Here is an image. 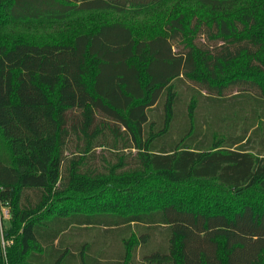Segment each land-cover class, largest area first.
<instances>
[{"label": "trees", "instance_id": "obj_1", "mask_svg": "<svg viewBox=\"0 0 264 264\" xmlns=\"http://www.w3.org/2000/svg\"><path fill=\"white\" fill-rule=\"evenodd\" d=\"M1 208L0 264H264V0H0Z\"/></svg>", "mask_w": 264, "mask_h": 264}, {"label": "rangeland", "instance_id": "obj_2", "mask_svg": "<svg viewBox=\"0 0 264 264\" xmlns=\"http://www.w3.org/2000/svg\"><path fill=\"white\" fill-rule=\"evenodd\" d=\"M127 17H129V15L127 16ZM36 33H34L33 34V37H35L36 38V40H39V41H42V40H45V41H47V40H49L51 37H53L54 35H52V34H49V35H45L43 32H38L39 31V29H35L34 30ZM1 64L4 66V62L2 61L1 62ZM27 76H29V74L28 73H26V74H23V76H22V78H23V80L24 81H26V78H27ZM52 84L53 83H55L56 81H57V79L54 77V78H51L50 80H49ZM7 88H8V81L7 80H4L3 81V89L4 90H7ZM67 90L68 91H70L71 92V95L68 97V99H67V101H69V102H71V103H73V104H75V105H82V104H84L86 101H88L89 100V97H88V95L86 94V91H85V89L82 87V85L81 84H79L77 81H76V79L74 78V79H72V80H70L69 82H68V84H67ZM29 92V91H28ZM33 92V91H32ZM24 101L25 102H31V103H42V102H44L45 100H44V98L41 96L40 98H42L43 99V101L42 102H40V101H37V100H35V98L33 97V95H28L27 93H26V91L24 90ZM30 99V100H26V99ZM0 218L2 219V224H4V223H8L7 221V219H8V209H6V208H1L0 209ZM1 233H3V229H2V227H1ZM2 235V234H1ZM3 236V235H2Z\"/></svg>", "mask_w": 264, "mask_h": 264}]
</instances>
